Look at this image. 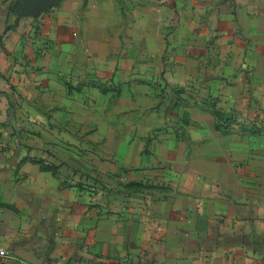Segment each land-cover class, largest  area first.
Wrapping results in <instances>:
<instances>
[{"label": "crops", "instance_id": "obj_1", "mask_svg": "<svg viewBox=\"0 0 264 264\" xmlns=\"http://www.w3.org/2000/svg\"><path fill=\"white\" fill-rule=\"evenodd\" d=\"M253 122L264 0H0V264H264Z\"/></svg>", "mask_w": 264, "mask_h": 264}, {"label": "trees", "instance_id": "obj_2", "mask_svg": "<svg viewBox=\"0 0 264 264\" xmlns=\"http://www.w3.org/2000/svg\"><path fill=\"white\" fill-rule=\"evenodd\" d=\"M231 118L233 120V117H230V119ZM223 119L226 122V121L229 120V117L227 116V117H224ZM248 131L250 133H254V134L261 133L262 131H264V127L263 126H258V125H256V123L253 122L250 125V127H248ZM40 162H44V161L43 160H40ZM47 165L46 166L49 167V168L56 169V168H59L61 165H63V162H60L59 165H56V164H47ZM76 176H77V171H75L74 174L71 177L72 178H76ZM77 184L79 186H81V187L83 185L94 186L93 185L94 184V181H91V178L90 177H87V176H85V175L82 174V175H79L78 176Z\"/></svg>", "mask_w": 264, "mask_h": 264}, {"label": "built area", "instance_id": "obj_3", "mask_svg": "<svg viewBox=\"0 0 264 264\" xmlns=\"http://www.w3.org/2000/svg\"><path fill=\"white\" fill-rule=\"evenodd\" d=\"M172 0H157L159 5H167L171 2ZM0 256L1 257H14L10 251H8L5 248L0 247Z\"/></svg>", "mask_w": 264, "mask_h": 264}, {"label": "rangeland", "instance_id": "obj_4", "mask_svg": "<svg viewBox=\"0 0 264 264\" xmlns=\"http://www.w3.org/2000/svg\"><path fill=\"white\" fill-rule=\"evenodd\" d=\"M184 87V86H183ZM194 86H189L188 88H185L184 87V89H180V88H178V90H174V91H196L194 88H193Z\"/></svg>", "mask_w": 264, "mask_h": 264}, {"label": "water", "instance_id": "obj_5", "mask_svg": "<svg viewBox=\"0 0 264 264\" xmlns=\"http://www.w3.org/2000/svg\"><path fill=\"white\" fill-rule=\"evenodd\" d=\"M59 0H48V2H57Z\"/></svg>", "mask_w": 264, "mask_h": 264}]
</instances>
